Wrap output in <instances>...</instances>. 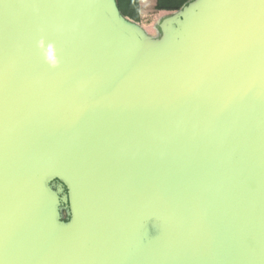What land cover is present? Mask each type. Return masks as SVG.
Listing matches in <instances>:
<instances>
[{
	"label": "water",
	"instance_id": "1",
	"mask_svg": "<svg viewBox=\"0 0 264 264\" xmlns=\"http://www.w3.org/2000/svg\"><path fill=\"white\" fill-rule=\"evenodd\" d=\"M109 7L0 0V264H121L152 212L135 264H264V0L188 6L161 54ZM46 160L77 182L64 236L22 180Z\"/></svg>",
	"mask_w": 264,
	"mask_h": 264
},
{
	"label": "rangeland",
	"instance_id": "2",
	"mask_svg": "<svg viewBox=\"0 0 264 264\" xmlns=\"http://www.w3.org/2000/svg\"><path fill=\"white\" fill-rule=\"evenodd\" d=\"M115 1L91 0L105 14L106 11H113L109 6L116 7ZM112 19L117 22L114 16ZM22 180L30 189L32 197L47 209L48 231L51 235L64 236L80 227L83 213L78 201L77 182L60 163L38 161L22 173ZM145 218L131 239L132 250L121 264H135L145 252L166 239L170 232L169 225L156 212L149 213Z\"/></svg>",
	"mask_w": 264,
	"mask_h": 264
},
{
	"label": "crops",
	"instance_id": "3",
	"mask_svg": "<svg viewBox=\"0 0 264 264\" xmlns=\"http://www.w3.org/2000/svg\"><path fill=\"white\" fill-rule=\"evenodd\" d=\"M210 0H194L190 5L205 4ZM157 0H140V22L124 20L126 29L135 37L140 52L177 53L187 47L179 30L184 12H164L156 9ZM116 4V1H115ZM189 5V6H190ZM188 8V7H187Z\"/></svg>",
	"mask_w": 264,
	"mask_h": 264
},
{
	"label": "trees",
	"instance_id": "4",
	"mask_svg": "<svg viewBox=\"0 0 264 264\" xmlns=\"http://www.w3.org/2000/svg\"><path fill=\"white\" fill-rule=\"evenodd\" d=\"M140 0H116V8L120 17L128 22H140ZM194 0H157L156 9L164 12H181Z\"/></svg>",
	"mask_w": 264,
	"mask_h": 264
},
{
	"label": "bare ground",
	"instance_id": "5",
	"mask_svg": "<svg viewBox=\"0 0 264 264\" xmlns=\"http://www.w3.org/2000/svg\"><path fill=\"white\" fill-rule=\"evenodd\" d=\"M111 8H114L112 5H111ZM115 12L112 11V15L114 16L115 19H117V15L115 16Z\"/></svg>",
	"mask_w": 264,
	"mask_h": 264
}]
</instances>
